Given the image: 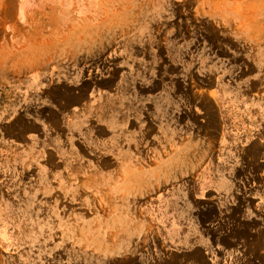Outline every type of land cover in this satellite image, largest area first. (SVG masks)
I'll return each mask as SVG.
<instances>
[{
    "label": "rangeland",
    "instance_id": "rangeland-1",
    "mask_svg": "<svg viewBox=\"0 0 264 264\" xmlns=\"http://www.w3.org/2000/svg\"><path fill=\"white\" fill-rule=\"evenodd\" d=\"M0 264H264V0H0Z\"/></svg>",
    "mask_w": 264,
    "mask_h": 264
}]
</instances>
